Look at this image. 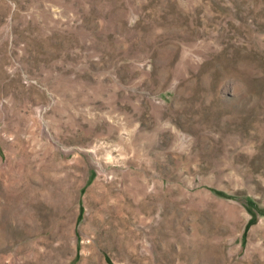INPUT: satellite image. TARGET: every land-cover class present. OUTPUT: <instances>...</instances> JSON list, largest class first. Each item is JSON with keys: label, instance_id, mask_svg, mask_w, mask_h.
Returning a JSON list of instances; mask_svg holds the SVG:
<instances>
[{"label": "rangeland", "instance_id": "1", "mask_svg": "<svg viewBox=\"0 0 264 264\" xmlns=\"http://www.w3.org/2000/svg\"><path fill=\"white\" fill-rule=\"evenodd\" d=\"M0 264H264V0H0Z\"/></svg>", "mask_w": 264, "mask_h": 264}]
</instances>
